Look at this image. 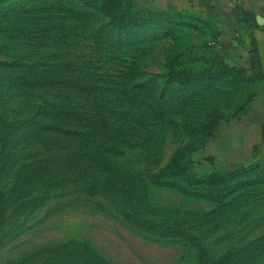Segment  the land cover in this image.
Instances as JSON below:
<instances>
[{
	"label": "rangeland",
	"instance_id": "obj_1",
	"mask_svg": "<svg viewBox=\"0 0 264 264\" xmlns=\"http://www.w3.org/2000/svg\"><path fill=\"white\" fill-rule=\"evenodd\" d=\"M130 2V26L108 13L110 0L0 2V30L12 31H0V63L22 65L5 69L19 80L11 92L0 67V264L70 241L68 264L90 251L110 264L257 263L245 246L264 235V133L252 117H230L247 92L235 76L203 72L205 60L238 63L240 40L220 36L213 14ZM66 3L83 13L81 29L63 39L16 32L65 26L23 17ZM81 73L89 83L75 82ZM50 113L74 118L83 135L54 133ZM111 137L123 153L86 146Z\"/></svg>",
	"mask_w": 264,
	"mask_h": 264
},
{
	"label": "trees",
	"instance_id": "obj_2",
	"mask_svg": "<svg viewBox=\"0 0 264 264\" xmlns=\"http://www.w3.org/2000/svg\"><path fill=\"white\" fill-rule=\"evenodd\" d=\"M3 0H0V2ZM76 3H80V4H84L86 2V0H75ZM98 1V0H95ZM107 0H101V3H106ZM48 2V1H47ZM47 4V3H46ZM67 4H65V6L63 4H56V5H49V6H45L43 7L42 5L39 6H35L30 8L29 10H24V14L27 21H35L34 18H53L55 16H59L57 17L59 21H64L65 23H67L65 26H63L62 24H57L56 26L52 27L49 22V25L46 26H38L35 24V22L26 24L24 27L22 25L17 26L15 28L16 32L19 33L20 35H28V33H30V35L32 34L34 37L40 35L38 32L41 31L43 34L48 35L50 32L52 33H56L58 35L60 34H64L65 35L62 36V39L65 38V36L67 35V33H72L73 31H75L76 29H81L82 27L80 26V23L82 21V15L83 13H77L74 17L71 16L70 13V9L72 7L68 6ZM48 5V4H47ZM67 7V8H65ZM73 7H75V4L73 5ZM109 7L113 10H111L110 12H108L111 15H116V14H120V17H126L127 18V23L125 25L129 26L131 24H133L134 22V14L127 12L125 10L132 8V4L130 2V0H110V5ZM124 7V8H122ZM14 15L18 14V11L15 10L13 11ZM42 14V15H41ZM46 16V17H44ZM64 18V19H63ZM14 30V31H15ZM1 32H9L11 33L12 31L10 30H0ZM0 32V33H1ZM50 35V34H49ZM217 35V33H216ZM51 41H54L53 39H51ZM61 43V42H60ZM69 47V48H68ZM68 50L71 51L72 48L74 47H70L68 46ZM69 56V55H68ZM94 57V56H93ZM29 58V57H27ZM26 58V59H27ZM202 59V61H204V58H199ZM21 61H23L22 59H20ZM206 61V60H205ZM205 61H204V70L203 72L206 73V75H210V76H224L225 78L230 77V75H232L234 77V80L241 82L243 80H245L246 78V70L242 67H237V66H230L229 64L226 63L224 57H220L218 59H211L210 61H208V65H205ZM207 62V61H206ZM94 67H97V61L96 60H91L90 62ZM20 63L19 62H15L14 64L11 63H0V67L4 68L2 70L1 73V80H2V84L4 85L2 87H4V89L6 91H13L14 88V84H17V80L15 77H13V75L11 73H8L5 71L6 68H11L14 66H19ZM22 66V65H20ZM76 78V83L77 81L82 83V84H86L89 83V81H86V76L87 74L85 73H81V74H76L74 75ZM34 77H36V75L34 74ZM80 78V79H79ZM238 78V79H237ZM30 80V79H29ZM34 80H30V81H26L24 80V83L26 85H29V83L32 85ZM49 81H45L44 83H48ZM53 105V103H52ZM63 110V107H61ZM217 111V110H215ZM220 111V110H219ZM217 111L218 113H214V117H224L221 113ZM244 111V106L240 105L237 106L233 112L230 114V117H232L233 119H238L241 114ZM50 117H48L49 121V126L51 128V131H53L56 134H64L65 136H71L73 134H81L83 135V133L78 130V124L74 122V118L71 119H57L56 115L51 114L49 115ZM67 117V116H65ZM114 140V137L110 138H106L103 139V141H101L100 144L95 143V145H93L92 142H94V139H89L88 138V142H90L89 144H87V147L90 148H94L95 146L98 147H102L104 146V148L108 151H114V152H118V153H123V151H121L115 144L110 143V140ZM91 140V141H90ZM172 165H176V163H173L171 165H169L166 169L169 170ZM172 174H176L179 175V171H176ZM142 226L143 228H145L147 231H150L152 229H157V230H162L164 228V226L162 225H149L146 223H142L139 222V220L136 218L134 219L133 223ZM73 241L70 242H61V243H57L55 245H45V246H41L39 248H36L34 251H32L31 253L28 254H24L22 255V257L13 259L12 261L14 262L13 264H26L28 261H30L31 259L34 258H39L41 261L39 262V264H68L67 262L70 261V259H67L65 257H67L69 255L68 252V248L72 247L74 245V243H72ZM78 242V241H77ZM84 242H80V243H76L80 246L84 245ZM255 244H260L258 248L253 247L255 246ZM250 247L245 246L246 250H247V254L245 257H247L249 260H252V262H257L256 264H264V235L260 238H258L257 240L253 241ZM253 245V246H252ZM244 248V247H243ZM251 248V249H250ZM241 251H244V249H242ZM201 255H204V251H201ZM72 256V255H70ZM69 256V257H70ZM86 258L84 259H78L77 262L83 264V262L85 264H110L109 262H106L105 260L101 259L99 256L96 255L95 251H90L86 254ZM200 264H202V260L201 262H199ZM70 264V263H69ZM203 264H208V262H205ZM218 264H224V263H218Z\"/></svg>",
	"mask_w": 264,
	"mask_h": 264
},
{
	"label": "crops",
	"instance_id": "obj_3",
	"mask_svg": "<svg viewBox=\"0 0 264 264\" xmlns=\"http://www.w3.org/2000/svg\"><path fill=\"white\" fill-rule=\"evenodd\" d=\"M160 1L176 5L185 14H213L218 21L216 31L220 36L228 35L231 40H240L242 50L239 61L231 66L246 70V78L240 83L247 92L238 106H244L241 117H252L259 127L253 132L259 137L264 133V0ZM229 25H238L241 29L237 32ZM238 35L240 38H237Z\"/></svg>",
	"mask_w": 264,
	"mask_h": 264
}]
</instances>
